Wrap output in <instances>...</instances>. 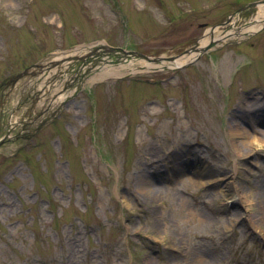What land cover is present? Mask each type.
Returning a JSON list of instances; mask_svg holds the SVG:
<instances>
[{"label": "rangeland", "instance_id": "rangeland-1", "mask_svg": "<svg viewBox=\"0 0 264 264\" xmlns=\"http://www.w3.org/2000/svg\"><path fill=\"white\" fill-rule=\"evenodd\" d=\"M254 1L0 0V86L45 64L1 89L0 139L11 138L0 148V264H264V198H244L264 186V150L235 158L228 134L235 123L264 131V24L181 69L133 62L136 81L107 78L95 101L86 85L58 109L63 77L49 65L101 39L169 60ZM258 14H236L215 34Z\"/></svg>", "mask_w": 264, "mask_h": 264}, {"label": "bare ground", "instance_id": "bare-ground-1", "mask_svg": "<svg viewBox=\"0 0 264 264\" xmlns=\"http://www.w3.org/2000/svg\"><path fill=\"white\" fill-rule=\"evenodd\" d=\"M264 23V4L260 5L259 7V14L256 17L253 25H249V26H244L241 29L236 30L235 28H232L231 30L228 31H224V33H221L219 31H217V35L215 34L214 39H223L224 41H227L228 39H230V37H239L242 34L246 33V32H252L254 30L259 29V27L261 26V24ZM216 33V31H215ZM209 35V34H208ZM210 35H209V39H205L202 40L200 42L199 47H203L205 45H207L210 42ZM69 54V53H68ZM194 54H188L185 56H182L178 59H175L171 62L166 63L169 66H178L181 65L182 63L189 61L191 58H193ZM70 58L67 57L66 55L64 56H60L58 58H55L54 61L52 62V64L56 65V69H57V74L58 77H63L62 78V84L61 86H59L57 89H55L52 93V101L57 103L54 104L55 106H58L66 97H68L70 94H72L76 87H79L81 84H85V83H93L97 80H103L106 79L108 77H120L121 75H123L122 72L118 71V70H113V69H93L92 72L89 73H82L81 77L79 80L77 81H69L66 82V77L65 76H61V73L64 72L63 67H61V65L59 64L60 61H67ZM161 64H164L163 62ZM147 66V68L149 67H153L156 64L152 63V62H147L145 64ZM60 82V79H59ZM81 83V84H80ZM260 119L259 121L257 120V122L259 123L260 121H262L264 123V119L262 118H257ZM256 122V121H255ZM255 132V134H253ZM228 134L231 138L230 142H231V147H232V151H233V155L235 156V158H240L242 157V155H244V149H247L250 153L253 152H259L260 150H264V131H258L253 129L252 132H248L246 129H244L243 127H241L239 125V123H235L232 126L229 127L228 129ZM261 135V136H258ZM244 136V141L242 143H237L236 142V137H242ZM253 163L250 162L249 164V169L252 168ZM203 169H199L198 172H202ZM223 180L226 182V184L230 187L231 181H230V176H223ZM189 181L195 185V186H200V184L198 183V181L193 180V179H189ZM232 187V186H231ZM264 189L263 186H260V188L253 193L252 195L245 196V201L246 202H250L251 198L253 196H260L261 198H264V191L262 193H260V191ZM257 193V194H256Z\"/></svg>", "mask_w": 264, "mask_h": 264}, {"label": "water", "instance_id": "water-1", "mask_svg": "<svg viewBox=\"0 0 264 264\" xmlns=\"http://www.w3.org/2000/svg\"><path fill=\"white\" fill-rule=\"evenodd\" d=\"M257 3H251V4H249V5H247L246 7H244L242 10H240V11H243L244 9H247V8H249V7H251V6H255ZM227 24V23H226ZM226 24H224V25H226ZM209 48H205V49H201V51H200V53H204V52H206L207 50H208ZM196 50V48H192L191 50H188L186 53H190L191 51H195ZM160 59H158L157 61H159Z\"/></svg>", "mask_w": 264, "mask_h": 264}, {"label": "flooded vegetation", "instance_id": "flooded-vegetation-1", "mask_svg": "<svg viewBox=\"0 0 264 264\" xmlns=\"http://www.w3.org/2000/svg\"><path fill=\"white\" fill-rule=\"evenodd\" d=\"M4 97H5L4 94H0V107L2 106L1 104L4 100Z\"/></svg>", "mask_w": 264, "mask_h": 264}]
</instances>
